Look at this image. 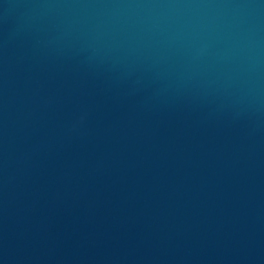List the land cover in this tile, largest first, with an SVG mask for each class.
<instances>
[{
  "label": "water",
  "instance_id": "1",
  "mask_svg": "<svg viewBox=\"0 0 264 264\" xmlns=\"http://www.w3.org/2000/svg\"><path fill=\"white\" fill-rule=\"evenodd\" d=\"M0 264H264V0H0Z\"/></svg>",
  "mask_w": 264,
  "mask_h": 264
}]
</instances>
